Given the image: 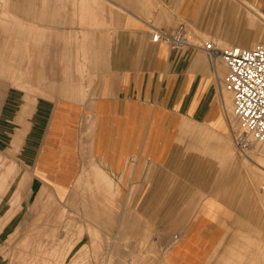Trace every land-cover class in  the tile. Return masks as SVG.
Wrapping results in <instances>:
<instances>
[{
    "label": "crops",
    "instance_id": "crops-1",
    "mask_svg": "<svg viewBox=\"0 0 264 264\" xmlns=\"http://www.w3.org/2000/svg\"><path fill=\"white\" fill-rule=\"evenodd\" d=\"M132 5L123 8L93 97L51 100L12 88L0 98V149L31 175L30 194L44 190L75 206L89 199L107 214V228L155 247L156 264H236L235 248L252 230L247 224L243 233L226 188L227 68L203 48L176 50L152 34L187 23L200 45L251 49L264 42L250 17L264 16V0Z\"/></svg>",
    "mask_w": 264,
    "mask_h": 264
},
{
    "label": "rangeland",
    "instance_id": "rangeland-1",
    "mask_svg": "<svg viewBox=\"0 0 264 264\" xmlns=\"http://www.w3.org/2000/svg\"><path fill=\"white\" fill-rule=\"evenodd\" d=\"M137 1L0 0V98L12 88L51 100L78 94L93 97L107 49L125 13L123 8L133 7ZM250 17L264 29V16L259 11ZM232 101L230 95L233 112ZM225 117L229 141L226 188L240 207L243 233L249 235L247 224L252 230L251 240L242 234L232 261L264 264V173L248 160L253 154L264 157V152L242 155L233 143L232 127L237 126L233 115L227 111ZM0 173L8 179L0 189V264L31 262L39 244L47 248L50 264H156L155 247L138 244L137 237L130 240L107 228V214L97 213L89 199L86 205L75 206L74 198L68 205L60 204L44 190L30 194L31 175L2 149ZM20 202L25 204L23 211L11 223L21 210ZM9 224L10 231L5 233Z\"/></svg>",
    "mask_w": 264,
    "mask_h": 264
},
{
    "label": "built area",
    "instance_id": "built-area-1",
    "mask_svg": "<svg viewBox=\"0 0 264 264\" xmlns=\"http://www.w3.org/2000/svg\"><path fill=\"white\" fill-rule=\"evenodd\" d=\"M193 39L195 33L187 23H182L173 34H152L154 43H164L176 50L203 48L212 58L223 60L228 73L222 89L233 97L232 115L237 124L232 127L233 143L245 156L255 150L264 152V43L251 49H219L213 41L200 45Z\"/></svg>",
    "mask_w": 264,
    "mask_h": 264
},
{
    "label": "bare ground",
    "instance_id": "bare-ground-1",
    "mask_svg": "<svg viewBox=\"0 0 264 264\" xmlns=\"http://www.w3.org/2000/svg\"><path fill=\"white\" fill-rule=\"evenodd\" d=\"M195 40H197V41H199V39H195ZM231 48V47H230ZM251 154H253V153H251ZM249 156V155H248ZM247 156V157H248ZM253 156H254V154H253ZM253 156H251V157H249L248 158V160L250 161V162H252V163H254V165H256L259 169H261L262 171H263V173H264V157H253ZM3 174V173H2ZM7 175V174H6ZM7 177H5L4 176V174L3 175H1V173H0V189H2L4 186H5V184H6V182H7ZM16 204V203H15ZM42 214H44L43 212H42ZM7 215V214H6ZM44 216V215H43ZM43 219V218H42ZM45 219V218H44ZM43 219V220H44ZM24 229V228H23ZM3 231V230H2ZM43 235V234H42ZM33 236V235H32ZM37 236H39V235H37ZM23 237V236H22ZM30 237H31V235H30ZM41 237V236H40ZM30 239V238H29ZM11 241V240H10ZM29 241V240H28ZM16 242V241H15ZM25 242H27V241H25ZM24 242V243H25ZM30 243V242H29ZM44 243V242H43ZM28 244V243H27ZM37 244H38V242H37ZM47 244V243H46ZM45 244V245H46ZM16 245V244H15ZM34 245V244H33ZM32 245V246H33ZM43 245V244H42ZM42 245H40L39 244V246H37L35 249H36V253L34 254V256H33V259L31 260V262H29V263H25V264H50L49 262H47V257L49 256V252H48V250H47V248L46 249H44V247L45 246H42ZM25 245H23V247H24ZM31 246V245H30ZM35 246H36V244H35ZM22 247V246H21ZM27 250L30 248L28 245H26V247H25ZM34 248V247H33ZM33 248H32V251H33ZM8 249V248H7ZM16 250V249H15ZM22 250V249H21ZM1 251V250H0ZM7 251V250H6ZM26 251V250H25ZM35 251V250H34ZM12 252V251H11ZM17 252V251H16ZM22 252V251H21ZM20 252V253H21ZM24 252V251H23ZM27 252V251H26ZM14 254H16V253H14ZM18 254V253H17ZM27 254V253H26ZM19 256H21V255H19ZM26 256V255H25ZM25 256H23V257H25ZM54 257H56L57 255L56 254H54L53 255ZM7 258V257H6ZM15 258V257H14ZM13 258V259H14ZM20 259H21V257H19ZM29 258V257H28ZM27 258V259H28ZM16 259V258H15ZM25 259V258H24ZM17 260H19V259H17ZM23 260V259H22ZM14 261V260H13ZM10 262V261H9ZM12 262V261H11ZM19 262V261H18ZM21 262V261H20ZM17 263V261L15 262V264ZM18 264V263H17ZM20 264V263H19ZM23 264V263H22ZM55 264H57V262L55 263Z\"/></svg>",
    "mask_w": 264,
    "mask_h": 264
}]
</instances>
